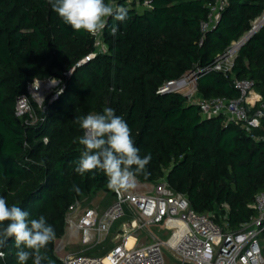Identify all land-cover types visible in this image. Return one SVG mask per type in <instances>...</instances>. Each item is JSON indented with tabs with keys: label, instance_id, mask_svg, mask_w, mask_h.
<instances>
[{
	"label": "trees",
	"instance_id": "16d2710c",
	"mask_svg": "<svg viewBox=\"0 0 264 264\" xmlns=\"http://www.w3.org/2000/svg\"><path fill=\"white\" fill-rule=\"evenodd\" d=\"M210 1L149 0L148 5L140 0L138 7L105 0L126 7L128 14L123 22L106 18V48L100 51L93 34L64 24L48 0H0V196L27 211L30 219L46 217L56 240L42 251L55 264L63 263L56 241L66 232L69 206L101 189L115 197L100 170L83 176L75 172L84 150L79 143L84 130L75 118L102 114L105 107L127 122L140 156H152L147 175L138 174V179L166 177L188 196L193 209L213 214L219 223L227 206L233 229L257 215L255 195L264 190V118L260 128L249 132L224 122L222 115L203 117L200 106L181 92L158 91L165 81L212 64L264 13V0H229L217 25L203 32ZM90 53L96 54L83 61ZM46 77L59 78L64 89L39 106L27 85ZM235 78L254 81L263 100L251 110L261 108L264 26L239 48L231 71L211 69L199 77L198 93L236 98ZM22 94L31 101L35 121L16 114ZM0 251L5 252L0 264H19L14 238Z\"/></svg>",
	"mask_w": 264,
	"mask_h": 264
},
{
	"label": "built area",
	"instance_id": "2783aa9c",
	"mask_svg": "<svg viewBox=\"0 0 264 264\" xmlns=\"http://www.w3.org/2000/svg\"><path fill=\"white\" fill-rule=\"evenodd\" d=\"M228 1L211 0L208 3V16L201 25L203 32L217 25ZM144 3L149 5V0ZM102 34L103 32L94 35L95 45L100 51L106 48ZM240 40L219 54L212 64L197 65L182 77L165 81L158 91L185 94L200 106L205 118L222 115L224 122H235L249 132L260 128L264 118V103L255 111L251 109L263 100V96L255 89L252 79H234V84L240 91L236 98H208L198 93V79L202 74L211 69L225 73L232 70ZM95 54L90 53L83 61ZM64 74L69 75L70 72ZM53 83L60 84L57 93L51 95V100H54L64 89L57 77L34 79L27 85L28 94H40ZM185 88H188L187 92L183 91ZM31 111L33 107L28 95L18 96L16 114L32 116ZM251 134L256 137L254 133ZM253 206L257 215L233 229L229 227L227 206L219 223L213 214L193 209L188 196L176 191L166 177L154 182L150 190L136 186L133 190L115 191L114 200L103 212H99L96 207H86L77 200L69 206L67 228L72 236L80 235L86 245L100 243L117 220L127 214L130 218L122 222L116 235L117 243L106 253H68L62 257V264H166L164 250L172 255L176 264H264V247L261 243V236L264 234V190L255 195ZM155 224L167 232L166 238L153 231L151 226ZM143 231H147L146 237L150 238L147 243H141ZM131 237L134 240L129 244Z\"/></svg>",
	"mask_w": 264,
	"mask_h": 264
},
{
	"label": "clouds",
	"instance_id": "9594fccd",
	"mask_svg": "<svg viewBox=\"0 0 264 264\" xmlns=\"http://www.w3.org/2000/svg\"><path fill=\"white\" fill-rule=\"evenodd\" d=\"M51 9L56 12L64 24L75 31L84 30L96 35L106 28V18L112 17L123 22L127 19L128 9L124 6H113L105 0H48ZM117 28L112 27L115 35ZM114 91V89H113ZM76 122L84 130L79 143L84 146L75 172L83 176L87 172L100 170L108 180V187L120 192L135 187L138 174L147 175L146 166L150 163L151 154L140 156V149L135 146L131 129L127 122L115 114L111 107H105L102 114H88L76 117ZM77 194L81 189L72 186ZM4 222H8L6 225ZM10 238H14L18 250L16 256L19 264H27L31 258L33 264H55L44 251L56 240L54 227L44 215L30 219L29 213L15 204L9 206L7 200L0 196V248ZM5 252L0 251V259Z\"/></svg>",
	"mask_w": 264,
	"mask_h": 264
},
{
	"label": "rangeland",
	"instance_id": "374dc122",
	"mask_svg": "<svg viewBox=\"0 0 264 264\" xmlns=\"http://www.w3.org/2000/svg\"><path fill=\"white\" fill-rule=\"evenodd\" d=\"M127 4H132V3H136L138 7H141V3L140 0H125ZM263 17V14L258 17L253 24H255L256 21L260 20ZM104 42V41H103ZM106 45L104 44V47ZM58 88H60V84L58 83H53L51 85H48L47 87H45L42 91V93L40 94H36V93H30L31 99H33L39 106L43 105L44 101L46 100L48 95H52V94H56ZM184 92L188 91V88L183 89ZM32 112V116L30 115V119L32 121L36 120V114L34 111ZM23 116V115H21ZM136 189V185L135 187L128 189V190H133ZM114 200V195L112 193V191L108 192L104 189L99 190L98 192H96L95 194H91L88 195L86 197H83L80 199V201L86 206V207H93V206H98L100 209L106 207L108 204H110L112 201ZM130 216L127 214L125 217L117 220L111 227L110 232L106 235V238L101 241L100 243L94 244V245H86L82 242L81 240V236H76V235H71L69 229L68 233L64 234L61 238H58L56 241V251L58 253V255L62 258L64 257L66 254L68 253H73V252H81V251H85L88 252V254L91 255H99L102 254L104 252V250L108 247H113L118 239H116V234L115 232L119 231V229L121 228V224L125 219H129ZM151 228L153 229V231H155L157 233V235L166 238L167 236V232L165 230H162V228L158 225H152ZM146 232L147 231H143L141 233V243H147L148 241H150L149 237H146ZM261 243L264 247V234L261 236ZM166 259H167V263L166 264H176L175 260L173 259L172 255L167 252L166 250H164Z\"/></svg>",
	"mask_w": 264,
	"mask_h": 264
},
{
	"label": "water",
	"instance_id": "95a60500",
	"mask_svg": "<svg viewBox=\"0 0 264 264\" xmlns=\"http://www.w3.org/2000/svg\"><path fill=\"white\" fill-rule=\"evenodd\" d=\"M262 26H264V17L257 24H253L252 29L241 38L239 46L241 47L244 43H246L252 37V35Z\"/></svg>",
	"mask_w": 264,
	"mask_h": 264
},
{
	"label": "crops",
	"instance_id": "0c3cea01",
	"mask_svg": "<svg viewBox=\"0 0 264 264\" xmlns=\"http://www.w3.org/2000/svg\"><path fill=\"white\" fill-rule=\"evenodd\" d=\"M153 183L154 182H147V181H142V180H140V179H138L137 178V184H136V186L138 187V188H140V189H143V190H145V189H147V190H150L152 187H153ZM109 205V204H108ZM107 205V206H108ZM106 206V207H107ZM93 207H96V208H98V210H99V212H103L105 209H106V207H104V208H99L98 206H93ZM68 229V228H67ZM66 229V234L68 233V230ZM120 230V229H119ZM117 233H118V231L117 232H115V234L117 235ZM117 239V238H116Z\"/></svg>",
	"mask_w": 264,
	"mask_h": 264
},
{
	"label": "bare ground",
	"instance_id": "6f19581e",
	"mask_svg": "<svg viewBox=\"0 0 264 264\" xmlns=\"http://www.w3.org/2000/svg\"><path fill=\"white\" fill-rule=\"evenodd\" d=\"M262 18H263V17H262ZM262 18H261L260 20L256 21L255 23L257 24L258 22H260V21L262 20ZM133 240H134V238L131 237V238H130V241H129V244H132Z\"/></svg>",
	"mask_w": 264,
	"mask_h": 264
}]
</instances>
